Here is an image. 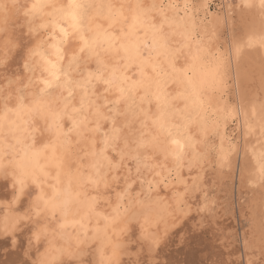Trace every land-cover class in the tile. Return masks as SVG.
Returning a JSON list of instances; mask_svg holds the SVG:
<instances>
[{
	"label": "snow or ice",
	"instance_id": "1",
	"mask_svg": "<svg viewBox=\"0 0 264 264\" xmlns=\"http://www.w3.org/2000/svg\"><path fill=\"white\" fill-rule=\"evenodd\" d=\"M93 7H104V5H95L93 0H67L66 3H61L59 0H31L30 4H22L20 0H0V81L4 82L3 86H0V172H5L11 177L14 190L11 204L3 205L6 209L4 231L15 232L22 223L26 225L28 221L43 217L45 223L33 231V237L36 242L40 241L41 234L48 235L50 239L38 264H75L73 258L76 252L97 241H100V247L96 264H119L115 245H112L111 255L106 254L105 251V248L112 244L108 236L109 228L127 213L123 201L131 194L138 179L140 186L148 184L149 195L155 185L161 182L156 181L154 184L152 181L140 179L142 173L164 167L155 162L156 152L159 151L156 137L145 140V133H141L140 138L132 142L135 147H131L128 139H121L122 129L116 127L119 116L131 115L133 119L144 116L145 119L140 120L141 128L146 127L147 120L151 119L148 110L143 107L145 103H151L144 73V68L150 61L164 57L167 70L159 64H152L151 67L158 75L170 78L171 82L187 85V93L179 95L189 101L186 107L197 106L198 115L206 107L211 108V98L207 101L202 98L201 87L207 84L211 91H219L223 86V79L218 71L219 58L217 71L205 72L204 79L199 84L193 80L197 62L213 56V53L200 39L195 38L194 32L186 28L185 17L179 15L180 8L176 3L169 0L167 3H152L145 7L137 0L134 5L128 6L129 15L124 14L123 9L126 5L121 4L115 16L107 17L109 29L119 27L118 37L107 29L102 36L98 32L91 37L86 35L87 32H93L89 18V10ZM107 7L111 11L113 5L108 4ZM190 7L192 6L188 3L184 4L185 11ZM238 7L258 9L261 19L264 20V0H241ZM13 13L23 17V23L19 26V35L14 34L10 27ZM152 13H155V17ZM169 13L172 15L169 16ZM192 27L194 28L195 25L193 24ZM141 29L145 30L144 38L139 35ZM179 29H184L179 34L183 36L185 43L173 48L171 38L178 34ZM149 31L150 39L147 38ZM193 41L197 47L190 56L192 63L178 67L183 48L189 47ZM247 43L251 47L257 41L250 37ZM259 43L264 47V36H261ZM13 51L21 57V68L27 76L21 77L14 73L15 79H13L7 75L12 71L9 54ZM101 51L110 55L115 63L112 65L106 63ZM236 51L237 53L240 51V46L236 47ZM93 59L96 70L84 68L81 71L82 63L86 64ZM120 61L124 63L121 64ZM133 64L137 65L139 80H132L127 75V70ZM73 73L79 74L81 78L74 80ZM98 84L103 85L102 90L97 88ZM34 87H38L41 97L48 95L52 89L67 91V96L64 97L65 109L74 95V88L80 89V107L73 108V112H90L95 118V127H87V115L80 119L68 116L71 128L65 132L62 124L65 118L63 111H53L49 103H42L37 98L32 99L31 103H26L29 95L35 96L32 92ZM138 89H144V94L139 96V102H137ZM112 93L115 94L114 98H109V94ZM155 98L159 110L161 97L157 95ZM122 103L123 110L120 107ZM106 112L110 115L105 114ZM164 115L165 113L161 111L160 116L152 120L153 125L167 131L170 136L173 135L172 129L175 128L178 135H184L187 140L192 141L189 132L192 123L190 119L182 117L186 120L183 126L172 125L165 128ZM234 118L235 111L229 110L221 117L223 125L219 121L208 122L202 119L201 134L207 139L209 127L215 131L216 128L225 126L229 119ZM102 121L111 124L109 131H102ZM245 123L247 124V121ZM82 127L84 131L101 134V147L97 149L96 141L93 139L91 151H86L83 156L76 158L75 171H65L67 161L64 156H57L55 142L64 137L63 144L67 150V146L71 144L68 138L70 133L75 132L82 138L84 136ZM125 127L130 128L131 122L126 123ZM247 127L251 134L254 131L252 126L248 124ZM260 134L264 137V123L261 124ZM48 137L52 140L47 139ZM225 139L229 142L227 149L223 146ZM38 143L39 147H37ZM171 143L176 145V151L166 154L165 159L171 155L176 165L174 169L167 171L179 183H184L180 172L185 166L183 157L185 145L175 137ZM208 147L215 150L214 145ZM142 149H152V152L142 155ZM235 151L236 147L231 138L221 136L218 150L221 167L230 170V158ZM85 157H91V163H82ZM206 157L207 153L194 155L188 162L189 170L203 163ZM41 159L45 161L44 164L40 163ZM257 163L260 181L264 183V151L257 156ZM129 164L134 167H128ZM49 168L56 170L55 176L51 177L55 183L48 185L51 189L50 194L45 192L47 179L51 175ZM133 171L135 177L131 175ZM122 172L125 173L123 177ZM160 175V172H155V176ZM41 177L44 179L42 180ZM61 177L64 179L62 180ZM122 178L124 187L116 194L117 203L112 207L111 214L105 215L102 211H98L101 201L110 204L107 190ZM166 179L165 177L164 180ZM29 183L35 185L38 191L29 202L28 211L15 215L9 223L12 204L19 203ZM17 185H19L18 189ZM165 186H167L166 182ZM185 187L187 189V185ZM179 195L177 193L178 204ZM73 206H78L77 210L81 212L79 220L69 219L73 215ZM207 209L208 205L205 204L204 210ZM57 214L61 217V221L56 226L58 229L63 230L77 225L80 227L79 235L72 238L75 240V250L56 243L57 239H62V235L60 231L50 228L49 222L56 220ZM92 216L96 217L97 223L92 229L93 235L89 236V229L84 221ZM100 220L104 221L103 227L100 226ZM145 224L147 220L141 225L142 234L145 239H150ZM126 230L127 225L120 229L121 232ZM101 233L103 240L100 237Z\"/></svg>",
	"mask_w": 264,
	"mask_h": 264
},
{
	"label": "bare ground",
	"instance_id": "2",
	"mask_svg": "<svg viewBox=\"0 0 264 264\" xmlns=\"http://www.w3.org/2000/svg\"><path fill=\"white\" fill-rule=\"evenodd\" d=\"M22 0H20L21 2ZM26 1V0H25ZM24 1V3H25ZM63 1V0H60ZM59 1V2H60ZM67 1V0H64ZM232 0H223V3L225 5H229ZM30 2V1H29ZM137 2V0H93V3L95 5H104V7H93L89 10V18H90V24L93 28V32H87L86 35L91 37L94 33H100L101 36L103 35L104 31L107 29L112 34L119 36V27L109 29L108 24L109 20L107 17L115 16L116 12L119 9V6L121 4H125L126 7L123 9L125 15H129V7L131 5H134ZM141 4H143L145 7L151 5L152 3H167L169 0H139ZM171 2L176 3L179 5L180 11L179 15L185 17V26L189 31L194 32L195 38L197 37L198 33L200 34V37H203L206 35L208 36V33L211 32L209 28L210 23H205V19L208 16H211V8L213 5V0H171ZM197 2V6H193V3ZM23 3V2H22ZM26 2L25 4H27ZM188 3L192 7L187 9V11L184 10V4ZM29 4V3H28ZM111 4L113 5V8L111 11L108 9L107 5ZM256 9V8H254ZM258 10V9H257ZM259 13V10H258ZM16 14L13 13L12 21L10 24L11 30L14 34L19 35L20 31V23L18 19H16ZM152 15L155 17V13H152ZM172 13H169V16H171ZM260 20V31L254 32L249 34L244 39L243 48L245 49L246 53H257L264 57V47H262L259 43V40L261 36H264V20L261 19L260 13L258 16ZM193 24L195 27L193 28ZM207 29L209 31L205 32L204 30ZM184 31V29H179L178 34L173 36L171 38V47L176 48L180 47L185 43V40L182 35L179 34V32ZM205 32V33H204ZM139 35L144 38L145 36V30L141 29L139 32ZM252 38L253 40L257 41L254 46H248V39ZM148 39L151 38V32H148ZM230 45H231V57H230V68L233 75V81L236 86L237 90V98L239 103V110H240V117H239V125L242 130V140H243V150L244 152H248V148L245 145L246 138H247V132L248 127L247 125L250 124L244 117L242 112V98H241V75L239 71V61H238V53L236 51V45L234 41L232 40V35L230 39ZM103 47V46H102ZM196 50V44L193 41L189 47L183 48L182 54L180 56V60L178 61L177 66L178 67H184L188 64L192 63L190 56L192 53ZM153 55H155V52H153ZM102 58L105 59L106 63L109 65H112L115 63V61L111 58L110 55L103 53L101 51ZM212 57V56H211ZM205 57L202 62H197L196 65V71L193 75V80L199 84L201 80L204 79V73L205 72H214L217 71V65L218 63L214 58ZM9 63L12 71L8 72L7 75L9 77H12L15 79V75H19L21 77L27 76L25 72L22 71L21 65H22V59L17 54L16 51H13L9 54ZM120 63H124L123 61H120ZM152 64H159L163 66L167 70V65L164 61V57L161 56L157 60H152L149 62V65H146L144 68L145 73V83L147 86V90L149 93V100L151 101L150 104L145 103L143 107L148 110V115L151 117V119L147 120V126L144 128L140 127V120L145 119L144 116H139L138 119H133L131 115L127 116H119L116 120V127L121 128V139H128L130 142L131 147H135V144L132 143L133 141L140 138L141 133H145L144 139L150 140L152 137L157 138V144L159 147V151L156 152L155 160L156 163L159 165H163L164 167H159L157 169H154L152 172H143L140 179H143L145 181H152L154 184L156 181H161L159 184H156L153 188L151 194L149 195L147 188L148 184L145 183L143 186H140L139 179L137 180V183L133 186V191L131 194L126 197V199L123 201L124 208L127 209V213L125 215L121 216V219L114 225H112L109 228L108 236L111 238V241H115L121 237H124L123 232L120 231V229L127 225L128 223L124 224V217L130 218L132 221V233L135 234L137 242L140 246H143L148 252L154 251L153 249V240L155 238L145 239L142 230L141 225L142 223L147 220V224L144 225L146 231L148 232L149 236L152 234H155V229H162L163 225L166 223L167 218L175 216V215H181L184 211L190 210V205L194 207V214L196 221H202L203 219H206L207 212L209 211V207L207 210H204L205 204H212L213 197H210V192L208 187H210V181H213L211 179V175L214 176L216 179L222 181V172L225 169V167L220 166L219 157L214 158L211 156L213 154V149H210L208 145L210 137H218V142H214V146L217 147L219 150V147L221 145V136L225 137V133L223 129H219L220 127L216 128L215 131L213 128H208V134L207 139H205L204 135L201 134L200 128L202 124V119H206L208 122L211 121H219L221 125H223V120L221 119L222 116L217 117L216 119H212V117L209 115V108L206 107L200 114L198 115V108L195 105L188 106L189 101H186L182 96L179 94L181 93H187V85L181 84V83H173L171 82V79L168 77H164L162 75H158L156 71L153 70L151 67ZM211 65V67H209ZM84 68H87L88 70L95 71L96 70V64L95 60L87 62L86 64L82 63L81 71H83ZM219 74L222 77L224 81V70L223 67L219 65L218 68ZM127 75L131 77L132 80H139V72L137 70V65L133 64L128 70ZM81 78L79 74L73 73V79H79ZM3 81H0V86H3ZM99 90H102L103 85L97 86ZM38 87H34L32 89V92L35 94V96L29 95L26 103H31L32 99L37 98ZM38 92V93H37ZM144 94V89H138L137 90V102H139V96ZM201 94L202 98L207 101L209 98H211V106L215 107L217 104L214 102L212 96H211V90L208 88L207 84H204L201 87ZM40 95V94H39ZM114 93L109 94V98H114ZM159 95L161 97L160 101V109H157V100L156 96ZM67 96V91L61 90V89H52L51 92L48 95L43 96L41 99H39L42 103H49L50 107L53 111H63L65 113V118L62 121L63 128L65 132H68V130L71 128V121L68 119V116H72L76 119H80L82 116L87 115L88 116V122L87 127L92 128L95 127V118L90 114V112H73V108H79L80 107V96H81V90L78 88H74V95L71 98L70 102L68 103V107L64 108V97ZM39 97V96H38ZM44 100V101H42ZM121 110L124 108V104H121ZM104 111V109H101ZM163 111L165 113L163 117V124L165 125V128H169L172 125H180L183 126L186 122L185 119H182V117H186L192 121L191 127L189 129V132L192 136V141H189L185 138L184 135H178L176 132V129L173 128L172 132L173 135H169L167 131L158 128L157 126L153 125L152 120H156L160 116V112ZM109 114L110 113H105ZM247 121V124L245 123ZM131 122V127H125V124ZM264 123V114L261 113V117L259 116L258 120H256V127L259 138V142L257 146L253 149L252 152L249 153V170H250V176L246 178V184L251 183L252 185H258L261 183L260 181V174H259V165L257 163V156L261 151H264V137H261L260 129L261 124ZM101 128L102 131H109L111 128V124L107 121L101 122ZM81 131L84 132V136L78 137L75 132H72L69 135V139L71 140V144L66 147L63 144L64 137H61L60 141H56V154L57 156H64V158L69 159L73 155L76 158L81 157L84 155V152L91 151V141L94 139L96 141V147L99 149L101 147V140L102 136L99 132L93 133V132H87L84 131V128H81ZM173 137L180 139L183 144L185 145L183 150V157H184V163L185 166L183 169H181L180 176L183 179L184 183H179L174 176H170L168 174L167 169H174L176 165V161L173 159L171 155H168V158L165 159V155L168 153H172L176 151V145L172 144L171 141ZM47 139L52 140L51 137H48ZM79 141V142H77ZM194 142V147H193ZM223 146L225 149L228 148V141L226 139L223 141ZM39 143L37 144V147H39ZM217 150V151H218ZM152 149H142L141 154L149 153L151 154ZM207 153L206 159L203 161V163L192 167L191 170L188 168V162L191 161L196 154H203ZM111 155V152L109 153ZM19 157H17L18 159ZM73 159V158H72ZM84 164L91 163V157H85L82 161ZM41 164H44L45 161L43 159L40 160ZM216 167V170L212 174V168ZM128 167H134L132 164H129ZM76 167L74 168H66L65 171H75ZM48 171L50 172V177L47 179L46 185H51L55 183V180L51 177L55 176V169L49 168ZM158 171L161 173L159 177L155 176V172ZM134 174V177L136 176L135 172L133 171L131 175ZM125 173H121V176L123 177ZM167 178L165 181L164 178ZM43 180L44 178L41 177ZM63 180L64 177H61ZM170 179V180H169ZM215 179V180H216ZM0 180L3 182L4 188L8 189V201L12 202L13 196H14V190L12 188V181L11 177L6 174L5 172H0ZM217 181V182H218ZM170 183L168 187H164V183ZM214 182V181H213ZM220 182V181H219ZM218 182V183H219ZM212 183V182H211ZM215 183V182H214ZM213 184V183H212ZM217 184V183H216ZM33 184L29 183L26 190L30 188ZM187 185V189L185 187ZM35 186V185H34ZM124 185L122 187H118L116 191L113 189L107 190V196L110 198V204L100 202L98 205L97 210L102 211L105 215L111 214L112 207H114L117 203V197L116 194L120 191H122ZM171 187V188H170ZM212 187V186H211ZM19 188V185H17V189ZM211 189V188H210ZM38 189L35 193L30 191L29 196L24 197V203H22L23 206H27V211L29 208V202L31 198L37 193ZM51 189H46L45 192L50 194ZM139 193V195H137ZM177 193H179V200L180 203H177ZM142 202V203H140ZM16 204H12V207ZM183 207V210L181 208ZM78 209V206H73V215L69 217V219L73 220H79L81 218V212ZM5 211V210H3ZM2 211V212H3ZM25 212V211H24ZM4 213V212H3ZM5 216V215H4ZM4 216L1 218L2 222L0 223V238H5L8 235L12 237L11 233H6L4 231ZM12 218L9 219V223H11ZM61 221V217L59 214H57L56 220L49 222V227L54 228L57 231L61 232L62 239H57L56 243L58 245H66L72 250H75V240L72 239L73 237H77L81 231L80 227L77 225L75 227L69 226L63 230L58 229L56 226ZM199 222V223H200ZM45 223V220L43 217H41L39 220H32L28 221L27 224H23L24 227L28 230L32 229L28 235L27 239V246L30 250H33V253H39L45 252V249L47 247L46 242L49 241L50 237L46 234H41L40 238V245L39 242H36V240L33 237V231H35L38 227H41ZM84 223L87 225L89 229V236L93 235L92 229L95 227L97 223V219L95 216L90 217L88 220H85ZM100 226L103 227L104 221H99ZM22 228V227H21ZM24 228V229H25ZM33 228L35 230H33ZM19 229V228H18ZM16 229V230H18ZM25 229V230H26ZM27 235V234H26ZM25 235V236H26ZM27 235V236H28ZM101 240H103V233L100 234ZM134 238V236H133ZM15 239L10 238V242H13ZM26 240V239H25ZM26 242V241H25ZM114 243V242H113ZM112 243V244H113ZM26 244V243H25ZM110 244V245H112ZM155 244V243H154ZM14 245V242L13 244ZM108 245V246H110ZM41 246V247H39ZM100 247V241L95 242L92 245L84 246L82 247L78 252H76V257L78 254L81 255L82 253L89 255V262L92 264H96V262L99 259L98 256V249ZM27 250V251H28ZM106 251V254H109V251ZM27 255V254H26ZM40 261V260H39ZM38 261V262H39ZM37 262V264H38Z\"/></svg>",
	"mask_w": 264,
	"mask_h": 264
},
{
	"label": "rangeland",
	"instance_id": "3",
	"mask_svg": "<svg viewBox=\"0 0 264 264\" xmlns=\"http://www.w3.org/2000/svg\"><path fill=\"white\" fill-rule=\"evenodd\" d=\"M24 1L22 0L21 3H31V0H26L25 3ZM213 2L211 16L205 19L206 24L210 23L211 32L207 37L206 35L200 37L198 33L196 39H200L204 46L210 48L213 53L210 58H214L217 63L219 58V65L224 70L222 88L219 91H211V96L217 105L209 108V115L214 120L229 110L235 111V118L229 119L225 126L219 128L224 130L225 137L231 138L236 147L235 153L230 158L231 168L229 170L225 167L220 182L211 175L215 183L210 181L208 189L213 202L207 204L209 211L206 219L201 222L194 220L196 216L192 205L189 206V211L167 218L162 229H155V234L150 236L155 238L152 252L139 245L135 234L132 233L131 219L124 217V224L128 223L127 230L123 231L124 237L117 239L116 242L112 241L114 242L112 245L116 246L119 264H264V183L255 186L245 183L246 178L251 174L249 153L257 146L260 138L257 135L256 120L261 117V113L264 114V57L254 52L246 53L243 44L246 36L260 31L259 13L254 8L238 7L241 0H232L229 5H225L223 0H213ZM197 5V2L193 3V6ZM16 16V19L19 18V23H23V17L19 14ZM231 35L236 47L240 46L238 61L242 112L254 130L251 134L247 132L245 145L248 152L246 153L243 150L242 130L239 125L240 108L237 90L230 68ZM37 98L42 97L37 94ZM214 142H218V137H210L209 144L214 145ZM217 150L215 146L211 155L214 158L218 157ZM74 159L73 155L65 159L66 168L77 167ZM211 170L213 174L216 167ZM166 184L167 186L163 184L164 187H168L170 183L166 182ZM123 185L122 178L117 184H113L111 189L116 191ZM45 188L49 189L48 186ZM36 190V186L32 185L25 191L19 203L12 207L10 218L13 219L15 215L27 211V206L22 205L24 197L29 196L30 191L35 193ZM4 204H10L8 189L4 188L0 180V223L6 212ZM24 228L21 224L18 230L12 232V237L8 235L0 238V264H37L41 259L42 252L33 253V250L30 251L26 247L30 230L26 233L27 229ZM10 238L15 239L14 245H11L13 242L9 241ZM38 244L40 245V242ZM112 245L105 248L109 251L108 255H111ZM73 259L75 264H92L89 262L88 254H78Z\"/></svg>",
	"mask_w": 264,
	"mask_h": 264
}]
</instances>
